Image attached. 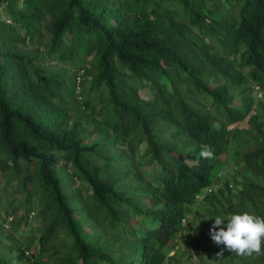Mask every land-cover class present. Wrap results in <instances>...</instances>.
Masks as SVG:
<instances>
[{"label":"trees","instance_id":"16d2710c","mask_svg":"<svg viewBox=\"0 0 264 264\" xmlns=\"http://www.w3.org/2000/svg\"><path fill=\"white\" fill-rule=\"evenodd\" d=\"M0 12V264H175L184 231L183 255L203 261L223 248L210 217H264L252 98L264 0H0ZM233 140L235 184L213 175Z\"/></svg>","mask_w":264,"mask_h":264},{"label":"clouds","instance_id":"9594fccd","mask_svg":"<svg viewBox=\"0 0 264 264\" xmlns=\"http://www.w3.org/2000/svg\"><path fill=\"white\" fill-rule=\"evenodd\" d=\"M262 103L260 105H262ZM234 127L233 126L229 127V131H233ZM242 142H240L238 146H240ZM223 155L224 154H222L221 156ZM199 156L203 159H211L214 156V149L209 145L202 146L199 152ZM221 156L219 157V160ZM216 168L217 165L215 166V169L213 171V175L216 176V179H221V180L224 179L227 181H231L233 184H235V180L242 181L245 179L241 171V168H238L237 166L236 160L234 167L235 173L231 176L230 179L225 178L222 175L218 174L216 172ZM234 175H237L238 177L235 178ZM240 175L242 177H239ZM212 187H217V188L213 190L211 189ZM219 187H220V183H214L209 187V189L206 190V192L207 193L215 192ZM201 199H203V196L195 197L197 203ZM197 203L194 204L195 206L193 205L194 207L190 206L191 209L194 210L197 206ZM186 212L188 213V209L186 210ZM191 212L192 211H190L188 214H190ZM210 218L214 220V223L211 225L209 229V236L211 238V241L217 246H223L222 250L216 253V257L218 259L223 258L224 250H227L228 252H230L231 254L237 257H253V256L258 257L264 255V217L255 215L248 211H243V212H230L227 213L226 215H217L215 217H210ZM187 220L190 219L189 218L185 219L183 220V222L186 223ZM126 221H129L128 224H130L131 220L126 219ZM178 236L175 237L171 242H175L176 240L180 239V241L183 243L184 236L183 238H178ZM177 247H179L178 244L170 251V253L171 252H173V254L176 253L175 250H178ZM207 252L210 253L212 251H207ZM213 252L215 253V251ZM170 253L168 254L169 256L173 255V254L170 255ZM194 258L197 257L195 256ZM187 259L188 257L185 258V262L187 261ZM200 259L203 260V258ZM198 261L200 262V260Z\"/></svg>","mask_w":264,"mask_h":264},{"label":"rangeland","instance_id":"374dc122","mask_svg":"<svg viewBox=\"0 0 264 264\" xmlns=\"http://www.w3.org/2000/svg\"><path fill=\"white\" fill-rule=\"evenodd\" d=\"M4 18V14L2 12H0V19ZM252 96L254 98V102L253 104L256 105L255 102H264V93L262 91H260L259 89L255 88L252 92ZM239 128H247V124L246 123H241L238 124ZM236 146V147H235ZM239 147L238 146V142L235 143V141L233 140L229 149L226 151V153L221 156L219 163L217 164V168H216V172L220 175H222L225 178L230 179L231 176L235 173L234 171V167H235V151L236 148ZM235 178H237V175H234ZM239 177H242L241 175ZM5 184V179L2 177V175L0 174V188H2ZM217 187H212L211 189L215 190ZM1 195V194H0ZM14 196L10 197L9 200H11ZM15 197L20 200V197L18 194L15 195ZM195 206V205H194ZM193 206V207H194ZM201 206V205H200ZM192 207V208H193ZM23 207H21L22 209ZM20 209L19 213L22 212V210ZM190 211H188L189 213ZM27 221H30V218H27ZM127 223H129V221H126ZM133 223V221H130V224ZM5 231L6 230H10V226L8 224H6L4 226ZM30 228V227H29ZM20 228H18L19 230ZM86 233H88L87 229L85 231ZM61 235L59 236V239L65 235L64 231L61 230ZM85 233V234H86ZM17 234V233H16ZM186 234V231L182 232L181 235L178 236V238H183V236ZM22 237L28 235V237L30 238L32 235V231H29L28 228L22 230L21 233ZM184 238L186 239V237L184 236ZM175 242H177L178 246L183 245V243L179 240H176ZM186 242V240H184V243ZM173 244V242H171L169 244V246H171ZM178 250H175V252H177L179 255L176 259V261L174 262L175 264H231L230 262H228L227 258L224 257L223 259H218L216 257V253H214L213 251L208 253V252H204L203 255L201 256L203 258V261H198L199 258H194V255H191L190 249H186V251L188 252V254H184V250L181 247H177ZM183 250V251H182ZM193 252V250H191ZM173 254V252L170 253V255ZM188 257L187 261L185 262V258ZM197 259V260H194ZM240 264H258V258L256 256L253 257H248L247 260H241Z\"/></svg>","mask_w":264,"mask_h":264}]
</instances>
